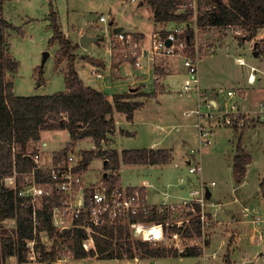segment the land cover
Instances as JSON below:
<instances>
[{
	"label": "rangeland",
	"instance_id": "1",
	"mask_svg": "<svg viewBox=\"0 0 264 264\" xmlns=\"http://www.w3.org/2000/svg\"><path fill=\"white\" fill-rule=\"evenodd\" d=\"M52 9L57 13L62 31L74 42L81 43L82 33L88 35L98 33L101 38L100 43H91L87 48L78 44L80 47L77 48L79 59L76 61V68L85 83L94 88L101 87L109 95L124 92L128 85L131 86L130 80L138 76L149 85L147 88L137 83L134 85L136 92L141 94L137 99L142 100L143 103L150 102L136 111L133 121H128L124 114L115 112L118 131L113 138V147L120 150L167 147L174 150V158L171 163L162 166L122 164L120 179L123 186H140L143 181L152 184L148 187L149 202L157 204L163 203L164 200L169 203H181L185 197H191L189 195L191 189L199 190L202 182L210 188L213 196L208 199L204 208V212L207 213V225L203 228L206 232L204 237L184 236L192 232L191 218L200 220L201 229L202 220L194 209L191 214L187 213L189 207H182L176 216L179 224L174 227L175 230L181 229L179 239L170 240L168 232L164 241L148 240L152 245L176 249L179 253L183 248L199 246L203 248L199 256L179 254L152 257L145 256L142 251L136 249L137 256L129 259L97 256L76 259L66 248L61 257L51 264H60V262L61 264H225L227 253H230L231 264L245 262L264 264V194L260 189V180L264 176V123L254 124L251 121V124L244 127L217 126L209 137L211 143L201 148L197 127L198 117L196 114H190L197 109L199 97L195 92L182 93L181 87L186 79L184 72L167 76L164 83L168 89L151 100L150 97L159 90L161 83H152L154 71L148 57L142 58L140 72L131 70L132 61L124 55L115 58L121 61L118 66L127 62L129 65L126 67L124 65L119 72L114 69L109 70L111 59V54L108 53L109 23L113 19L121 26L124 25L125 31L143 32V45L146 48L150 46L155 30L169 31L176 28L174 23L157 25L152 17L150 5L142 4L141 0H7L3 9L4 17L14 26L21 28L19 31L16 28L4 31L10 43L8 47L10 55L19 61L16 74L8 73V78L14 82V93L34 96L53 94L66 89L68 60L58 63L57 54L60 44L56 41L50 45L51 36L54 34ZM101 15L108 18V21L99 23ZM97 22L100 26L95 25ZM190 23L198 27L197 35L194 31L193 38L203 53L199 64V87L208 93L210 98H216L221 106L229 107V104L237 102L242 108H255L257 103L264 99V93L256 94L258 89L255 88H258L259 84L257 81L253 84L249 83L248 76L251 65L260 68L263 66L260 86L264 88V50H262L264 27L258 29L259 38H254L257 41L254 44L248 39L251 32L247 27H201L196 25L193 17ZM176 24L184 26V21H176ZM213 47L216 50L210 54L209 50ZM192 48L190 46L189 50ZM193 50L188 53L191 54ZM254 50L259 52L258 59L254 57ZM46 52L48 57L44 61ZM184 53L185 51L182 54ZM237 58H243L246 65H240ZM101 59L105 61L106 67L98 69L106 75L104 78L93 75L91 73L93 67L82 61L89 60L104 65ZM181 62L184 63L182 60ZM41 69L42 74H40ZM120 72L127 80L119 83L111 82L109 77L119 78ZM239 87L247 90L248 95L245 98L240 94L229 97L228 91ZM202 123L208 126L205 120H202ZM235 128L243 129L242 131L248 129L240 133V131L236 132ZM125 129L135 131V134L125 135L121 132ZM43 136L48 142L46 151L62 148L69 140L67 131L63 129L46 130ZM239 145L247 149L252 158V165L246 169L243 182H238L233 172L234 155ZM82 147L90 148L86 139L78 142L76 150ZM193 151L197 152L195 159L202 166V170L196 173L189 171V168L195 165V161L190 163L191 157H188ZM255 161L260 163L254 164ZM101 173H103V162L96 158L89 167L87 183L96 182L102 177ZM65 224L69 228L72 227L69 221ZM3 226L14 228L16 223L10 219L2 222L0 227ZM204 238L205 241L207 240L205 247ZM191 239L194 244L190 243ZM186 242L187 246H185ZM22 264L47 263L28 259Z\"/></svg>",
	"mask_w": 264,
	"mask_h": 264
},
{
	"label": "trees",
	"instance_id": "2",
	"mask_svg": "<svg viewBox=\"0 0 264 264\" xmlns=\"http://www.w3.org/2000/svg\"><path fill=\"white\" fill-rule=\"evenodd\" d=\"M7 0H0V178L12 175L15 171L27 173L38 166L35 157L38 148L32 146L41 136L43 129L54 127L66 128L71 135L67 147L54 153L55 161L68 158L77 140L92 137L96 148L82 150L76 155L82 165L78 170H85L94 157L106 160L105 169L119 170L121 164H168L173 160L172 150L168 148H126L103 149V142L108 140V134L116 129V122L111 114L115 109L127 114V119L132 120L134 111L143 105L141 102L124 100L132 94L125 92L114 96L111 101L107 94L91 85H86L76 68L78 44H74L70 37L62 31L57 13L51 11L54 34L51 36L50 45L59 42L58 63L68 60L66 75V89L53 94L25 96L14 93V82L8 78L16 74L19 61L9 53V40L6 39V29L21 30L20 27L8 21L3 15ZM152 9L155 22L161 24L175 23L176 21H190L193 17L190 7L182 8L186 0H144ZM186 6V5H185ZM182 9V10H181ZM198 14V25L201 27L212 26H242L250 29V37L257 35L260 27H264V0H201ZM193 37L192 31H187ZM140 37L144 35L138 34ZM264 43V37H263ZM264 50V45L263 49ZM113 56L112 65L118 66L120 59ZM134 61V60H133ZM42 74V69L40 71ZM233 172L236 180H244L247 165L252 162L250 154L238 146L234 156ZM42 174L44 169H37ZM19 175L20 179H23ZM120 174L109 173L103 179L108 187L120 185ZM134 189V187H130ZM264 194V178L260 184ZM143 190V189H142ZM91 188L85 190L89 199ZM144 192V190H143ZM61 193L43 196L41 203L35 210L37 227L46 229L55 238L50 250L41 247V260L47 264L56 262L67 248L76 259L97 256L100 258L129 259L137 256L138 251L145 256L165 257L171 255L199 256L203 252L200 247H186L183 252L172 248L152 245L151 242L134 238L129 229L115 223L100 224L94 227L95 247L87 249L84 241L88 237L86 230L80 227L61 231L54 226L53 208L61 202ZM192 208L199 213L200 205ZM194 212V211H193ZM187 211V213H193ZM173 213L167 208L159 210L154 208L148 220L163 223L171 219ZM200 214V213H199ZM34 205L29 198L19 195V192L8 189L0 184V225L2 222L14 219V228L0 227V264H9L13 256L17 257L19 264L28 261L27 239L34 238L35 228ZM83 222L78 219L76 223ZM191 231L198 234L201 231L200 220L191 219ZM181 230V229H179ZM230 253L225 255L226 263L231 264Z\"/></svg>",
	"mask_w": 264,
	"mask_h": 264
},
{
	"label": "built area",
	"instance_id": "3",
	"mask_svg": "<svg viewBox=\"0 0 264 264\" xmlns=\"http://www.w3.org/2000/svg\"><path fill=\"white\" fill-rule=\"evenodd\" d=\"M186 1L187 4H182L180 7H190L192 9L191 15L197 25L201 0ZM99 19L101 22L108 21V18L103 15ZM187 31H192L193 35L195 31L197 35L198 27H195V24L192 25L190 21L187 23L185 21L184 26L176 24V28L173 30L160 29L155 31L150 46L146 48L143 45L144 37H140L138 32L122 29V31L111 35L110 52L115 55H124L138 68L142 67V58L144 57L154 59L159 55H168L181 56L183 58L184 66L188 73L183 85V92H195L199 97L197 109L191 111L190 114H196L198 117L197 127L201 148L211 143L209 137L217 126L244 127L251 124V121L264 123V99L258 102L255 108L245 109L237 102L229 104V107H224L219 105L213 98H210L208 93L199 87V64L203 53L199 49L197 41L195 42ZM168 40H171V44H168ZM190 46L194 49L191 54L188 53V51L192 50H189ZM214 49L215 47L209 50L210 53H213ZM184 51L185 53L182 54ZM240 63L244 64L245 62L240 59ZM251 68L253 70L249 74V83H253L257 79V75L254 72L255 70L257 71V68L254 66ZM98 76H102V73L98 72ZM247 93V90L242 87L232 88V90L228 91L229 97L240 94L245 98L248 95ZM202 120H205L208 126L202 123ZM195 153L197 152L193 151L189 155L191 157L189 162L195 161V165L189 168L191 173L202 170L200 162L195 159ZM39 155V153L36 154L35 160L38 166L33 171L27 173L15 171L12 175L0 178V184H3L8 189L18 191L21 196L29 198L34 205V218L36 217L35 210L41 203L43 196L61 193V202L53 208L54 226L61 231H66L70 229L65 224L69 221L72 224L71 228L80 227L85 229L88 237L84 241V246L87 249L95 247L94 227L107 223L122 225L129 229L134 238L144 241H164L168 232L170 233V240L179 239L181 231L174 229L179 224V221L176 220L177 213L182 207H189L188 211L191 210L193 212L194 208L192 207L194 205L201 206L199 215L202 220V232L198 234L192 230L190 234H184V236L204 237L206 235L203 230L207 225V213L204 212V208L207 206L209 199L206 192L210 188L204 185V182H202L199 190L191 189L189 192L191 197H185L181 203H169L164 200L162 204H154L149 202L146 192H143L140 187H134L131 190L130 187L120 184L111 188L105 182L91 186L89 199H87L83 187L82 171L78 170L82 163L75 153L70 154L66 160L56 161L50 166L39 164ZM39 168L44 169L42 174H38L37 169ZM22 173L23 179H20L19 175H22ZM156 207L159 210L167 208L170 213H173L171 219L164 222V224L148 220L150 213ZM78 219H82L83 222L76 223ZM12 221L16 223V220L12 219ZM148 229L153 230L154 235L152 237H147L151 236L146 233ZM34 236V238L27 239L28 259L39 260L42 256L41 247L43 246L45 250H50L55 238L46 229L37 227L36 218ZM206 241L204 238V247ZM190 243L194 244L193 239L190 240ZM187 245L188 243L186 242L185 246ZM8 263L18 264L17 257L13 256L8 260Z\"/></svg>",
	"mask_w": 264,
	"mask_h": 264
},
{
	"label": "crops",
	"instance_id": "4",
	"mask_svg": "<svg viewBox=\"0 0 264 264\" xmlns=\"http://www.w3.org/2000/svg\"><path fill=\"white\" fill-rule=\"evenodd\" d=\"M141 3L142 4H148V3H146L144 0H141ZM153 14V13H152ZM4 15V14H3ZM100 17V16H99ZM101 21H100V19H99V23H100ZM105 22V21H104ZM99 23L97 22V23H95V25L96 26H100L99 25ZM158 24H161V23H158ZM157 24V25H158ZM169 24V23H168ZM162 26H164V24H161ZM174 25H176V22L174 23ZM109 26H110V28H109V31H110V38L112 37L111 35H113V33H116L115 32V29L116 28H118V27H123L122 29H124V25H120L119 23H116L115 22V20L113 19L112 21H110V23H109ZM161 26V27H162ZM157 29V28H156ZM156 31V30H155ZM143 33V32H142ZM258 33H260L259 31H258ZM258 33H257V35L256 36H254V37H252V38H248L249 40H251V41H253L254 42V44L257 42V41H255L254 40V38L255 37H257V38H259V36H258ZM139 34H141V31L139 32ZM81 35H84V33H82ZM90 36H96V37H98V39L96 40V41H91V42H89V44H87V46H83L81 43H77V42H74V40L73 39H71L72 41H73V43L74 44H80L83 48H87L89 45H91V43H100V41H101V38L99 37V34L98 33H94V34H90ZM247 39V40H248ZM80 45L78 46V48L80 47ZM99 45V44H98ZM99 46H101V45H99ZM109 48V47H108ZM215 50H216V48L214 49V52H215ZM257 50H254V57H256L257 59L259 58L258 57V55H255V52H256ZM258 52V51H257ZM76 53H77V50H76ZM108 53H110L111 54V59H110V67H109V70L110 69H114V70H118V72L121 70V68L125 65V67L126 66H128L129 64V62H127V63H123V64H121L120 66H113L112 65V61H113V56H114V54H112L111 52H110V49H109V51H108ZM259 53V52H258ZM210 54H213V53H210ZM82 57H84L85 58V56H82ZM87 57V56H86ZM97 58V57H96ZM79 59V56H77V60ZM240 59L242 60V61H244L245 63V65H246V61L243 59V58H237V62L240 64V65H244V64H241L240 63ZM76 60V61H77ZM80 60H81V57H80ZM102 60V59H101ZM181 60L183 61V58L182 57H180V56H175V57H173V56H168V55H159V57H157V58H154V59H151V58H149V61L150 62H152V68H153V71H154V82H152V83H154V84H156V83H161V86H160V88H159V92L157 91H155V93H154V95L153 96H151L150 97V99L151 100H153L154 98H156V97H158L160 94H162V93H164V92H166V90L168 89L167 87H166V85H165V83H164V80L166 79V77L167 76H169V75H174V74H177L178 72H184L185 74H186V79H187V77H188V73H187V70H186V68H185V66H184V63L182 64V62H181ZM82 61H84V62H86L87 64L89 63L92 67H93V69H92V74L93 75H95V76H97L98 78H104L106 75L104 74V73H102V76H98V72L100 73V69L101 68H105L106 67V63H105V61H103L104 62V65H99V64H96V63H92V62H90L89 60L87 61V60H82ZM201 61V60H200ZM132 68L133 69H131L132 71L135 69V71H137V72H140L142 69H141V67H136L134 64H133V62H132ZM253 65H251L250 66V68L252 67ZM258 69H257V71L255 70L254 72L256 73H258V74H256L257 75V79H256V81H257V83L259 84L258 85V88H255V89H258V91H256V94H261V93H264V88H263V86H260L261 85V79H262V74H263V71H262V67L260 68V67H258V66H256ZM98 68H100V69H98ZM183 68H184V70H186V72L183 70ZM96 69V70H95ZM252 68H251V71H250V73L252 72ZM259 71V72H258ZM249 73V74H250ZM66 75H67V71H66ZM108 76H110V73H108ZM125 77V76H124ZM66 78V77H65ZM110 79H111V82H116V83H119V82H124V80H127V79H125V78H123V76H122V74H121V72L119 73V78H117V77H115L114 76V78H112L111 76L109 77ZM248 78H249V76H248ZM186 79H185V81H186ZM143 80V78H141V77H136L135 79H131L130 80V83H131V86L130 85H128L129 87H127V89L126 90H124V92H117V93H115V94H113V95H109L103 88H98V87H96V89H98V90H101V91H103L105 94H107L108 95V97H109V99L111 100V101H114V96L115 95H117V94H124L125 92H129V93H131L132 95L130 96V97H127V98H124V100L126 99V100H130V101H134V102H141V103H143L142 102V100H138L137 99V97H139L141 94H138L139 92H136L137 91V89L135 88V84L137 83L138 85H141V86H144V88L146 87H148L149 85H147V84H145V82L144 81H142ZM185 81H184V83H185ZM255 81V82H256ZM249 82V81H248ZM255 82H253V83H255ZM184 83H183V85H184ZM239 83V82H238ZM251 83V82H250ZM253 83H251V84H253ZM87 86L88 85H90V84H87V83H85ZM145 84V85H144ZM127 85V84H126ZM183 85H182V89H181V91H182V93H185V92H183ZM92 86V85H91ZM163 87H165L166 89L164 90V88ZM162 88V89H161ZM261 89V90H260ZM150 91V90H149ZM152 92V91H151ZM17 94V93H16ZM213 100H215L217 103H219V101L216 99V98H214ZM148 102H150V101H148ZM148 102H144L143 103V105L142 106H140L138 109H136L135 111H134V116H133V119H134V117H135V113H136V111L137 110H140V109H142ZM120 112V113H122V114H124L125 116H126V118H127V114H126V112L125 113H123V112H121V111H119V110H117V109H115L114 110V112L111 114V116L112 117H114V119H115V122H116V126H117V124H118V122H117V118H115V112ZM133 119L132 120H128V121H133ZM255 124V123H254ZM54 129H63V130H66L67 131V135H69V140L64 144V146L62 147V148H59V149H55L54 151H49V150H47L46 151V149L45 148H47L48 146H47V144H48V142H47V140L44 138V136H43V133H44V131H46V130H54ZM248 128H246L244 131H242L243 129H241V130H238L237 128H235V130H236V132H238V131H240V133H243V132H245L246 130H247ZM117 131H118V126L116 127V129L113 131V132H111V133H109L108 134V140L106 141V142H103L102 144H103V149H117V150H119L120 152L121 151H123V150H125V149H123V150H120V149H118V148H116V147H113V144H112V142H113V138H114V136L116 135V133H117ZM121 132H123V133H125V135H134L135 133V131H132V130H130V129H125V131H121ZM84 139H86L87 141H88V143L90 144V148H79L78 150H76V146H77V144H78V142H80L81 140H84ZM71 141V135H70V132L66 129V128H63V127H54L53 129H43L42 131H41V136H40V138L38 139V140H36V142H34L33 144H32V146H38L37 148H39V164H41V165H43V166H50V165H52V164H54L56 161V159H55V157H54V153H56V152H59L60 150H62V149H64L65 147H67V144L69 143ZM74 149L71 151V153H69V154H72V153H78V152H80V151H82V150H90V149H92V148H96V144H94V142H93V139H92V137L90 136V137H87V138H82V139H79V140H77V142H76V144H75V146L73 147ZM147 148H152V147H147ZM156 148V147H155ZM158 148V147H157ZM162 148H167V147H162ZM161 148V149H162ZM168 149H170V150H172V155H173V158H174V150L172 149V148H168ZM247 150V149H246ZM247 152L250 154V152L247 150ZM235 156V155H234ZM188 157H189V155H188ZM99 159L101 162H103V173H101V175H102V177L100 178H98L97 179V181L96 182H91V183H87V180H86V177H87V175L89 174V167H90V165H91V162H92V160H94V159ZM65 159H67V158H65ZM235 159V158H234ZM173 160V159H172ZM106 160H104V158H102V157H94V158H92L91 160H90V162H89V166L84 170H82V177H83V181H84V183H83V187H84V189L86 190V189H88V188H90L91 186H93V185H95V184H97V183H101V182H105V180L103 179V177L106 175V174H109V173H111V172H113V173H116V172H118L120 175H121V168L119 169V170H112V169H109V170H107V169H105V165H106ZM260 162L259 161H255L254 162V164H259ZM122 164H124V163H122ZM121 164V165H122ZM126 164H129V163H126ZM169 164V163H168ZM130 165H138V164H130ZM141 165H150V166H157V165H159V164H149V163H144V164H141ZM162 165H166V164H162ZM162 165H159V166H162ZM233 165H234V161H233ZM252 164L251 163H249L248 165H247V168L248 167H250ZM100 175V176H101ZM264 178V176H262V178H261V180H260V184H261V181H262V179ZM245 179V178H244ZM244 181V180H243ZM242 181V182H243ZM121 184H122V182H120ZM123 185V184H122ZM128 187H140L141 189H143L144 190V192H146V195H147V197H148V200H149V194H148V187L149 186H152V184H150V183H147L146 181H143L142 182V184L140 185V186H132V185H127ZM126 186V187H127ZM186 186V185H185ZM209 192H210V198L213 196L212 195V192L209 190ZM153 203V202H152ZM154 204H157V203H154ZM160 204H162V203H160ZM257 219V218H256ZM255 219V220H256ZM261 239H263V237L261 236ZM40 261H43V260H41V259H39ZM38 260V261H39ZM246 263V262H245ZM60 264H61V262H60ZM244 264V263H243Z\"/></svg>",
	"mask_w": 264,
	"mask_h": 264
},
{
	"label": "water",
	"instance_id": "5",
	"mask_svg": "<svg viewBox=\"0 0 264 264\" xmlns=\"http://www.w3.org/2000/svg\"><path fill=\"white\" fill-rule=\"evenodd\" d=\"M122 28L123 27H118V28H116L115 29V32H120V31H122ZM82 37V39H81V44L83 45V46H87V44H89V42H91V41H96L97 39H98V37H96V36H90V35H88V34H84V35H82L81 36ZM168 44H171V40H168ZM255 55H258V52L256 51L255 52ZM44 56H45V58H44V61L47 59V57H48V53L46 52V53H44ZM206 195H207V198H210V192H209V190H207V192H206ZM244 264H249V263H244Z\"/></svg>",
	"mask_w": 264,
	"mask_h": 264
},
{
	"label": "bare ground",
	"instance_id": "6",
	"mask_svg": "<svg viewBox=\"0 0 264 264\" xmlns=\"http://www.w3.org/2000/svg\"><path fill=\"white\" fill-rule=\"evenodd\" d=\"M146 233H147V235H151V236H147V237H152L154 235V232L151 229L146 230Z\"/></svg>",
	"mask_w": 264,
	"mask_h": 264
}]
</instances>
